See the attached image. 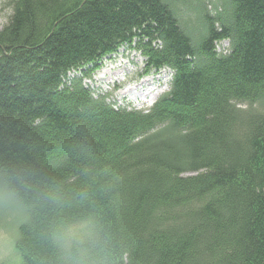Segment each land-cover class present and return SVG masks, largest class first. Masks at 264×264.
Returning <instances> with one entry per match:
<instances>
[{
    "label": "trees",
    "instance_id": "16d2710c",
    "mask_svg": "<svg viewBox=\"0 0 264 264\" xmlns=\"http://www.w3.org/2000/svg\"><path fill=\"white\" fill-rule=\"evenodd\" d=\"M6 4L0 193L21 264H264V0ZM132 44L173 72L148 111L85 83Z\"/></svg>",
    "mask_w": 264,
    "mask_h": 264
},
{
    "label": "rangeland",
    "instance_id": "374dc122",
    "mask_svg": "<svg viewBox=\"0 0 264 264\" xmlns=\"http://www.w3.org/2000/svg\"><path fill=\"white\" fill-rule=\"evenodd\" d=\"M7 1L0 0V29L6 23L9 15L10 10L6 4ZM213 1L215 5L219 2V0ZM209 8H212V6ZM145 61V57H142L137 49L124 46L114 55L104 59L98 68L91 70V80L87 81L86 79L85 82L91 89H94L95 94L105 95L115 108L148 109L156 98L152 103H150L149 97L135 100L133 99L135 97L134 93L140 88L142 81H148L143 87L147 89L156 87L157 91H160L159 94H161L169 89L170 76L162 74L160 80L155 76L152 78L156 74L154 72L146 73ZM146 74L148 75L145 76ZM142 77L144 78L141 79ZM150 82L153 85L148 84ZM124 91L126 92L124 93ZM143 91L148 92L146 89ZM20 216L21 211L19 208L0 193V264H21V259L13 245Z\"/></svg>",
    "mask_w": 264,
    "mask_h": 264
},
{
    "label": "bare ground",
    "instance_id": "6f19581e",
    "mask_svg": "<svg viewBox=\"0 0 264 264\" xmlns=\"http://www.w3.org/2000/svg\"><path fill=\"white\" fill-rule=\"evenodd\" d=\"M148 81H143L142 82V84H141V86H140V88L142 89V86L144 85V84H146ZM150 85H153V84H151L150 83ZM126 91H124V93H125ZM143 93H146V94H143ZM143 96V95H146L147 97H149V99H150V101H152L157 95H158V92H157V90H154V87H152L151 89H149L148 90V92H145V91H140V92H137V93H134V96Z\"/></svg>",
    "mask_w": 264,
    "mask_h": 264
}]
</instances>
